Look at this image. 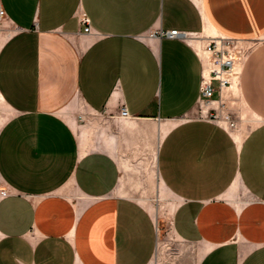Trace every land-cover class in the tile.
<instances>
[{"label": "crops", "instance_id": "0c3cea01", "mask_svg": "<svg viewBox=\"0 0 264 264\" xmlns=\"http://www.w3.org/2000/svg\"><path fill=\"white\" fill-rule=\"evenodd\" d=\"M0 7V264L153 262L157 214L120 184L123 138L138 123L163 133L156 167L177 202L173 231L194 250L184 264H264V0ZM157 30L260 40L234 87L257 118L249 133L197 118L195 44ZM79 101L96 117L81 129L65 119Z\"/></svg>", "mask_w": 264, "mask_h": 264}, {"label": "rangeland", "instance_id": "374dc122", "mask_svg": "<svg viewBox=\"0 0 264 264\" xmlns=\"http://www.w3.org/2000/svg\"><path fill=\"white\" fill-rule=\"evenodd\" d=\"M258 42L260 40L244 41L245 55H248ZM224 113L229 116L231 123L235 124V127L229 125L232 133L244 136L257 125V118L251 114L236 91L230 93ZM95 118L80 101L77 102L75 110L65 113V119L74 122L79 129L93 122ZM224 125L228 128L227 123ZM129 131L133 132V135L124 136L119 153L122 166L120 184L126 196L146 207L153 216L157 214L159 244L151 264H184L187 258L194 254V250L183 243L173 231L172 217L177 202L162 185L156 167V147L163 133L153 131V135L146 136L142 133L143 125L140 127L139 123Z\"/></svg>", "mask_w": 264, "mask_h": 264}, {"label": "built area", "instance_id": "2783aa9c", "mask_svg": "<svg viewBox=\"0 0 264 264\" xmlns=\"http://www.w3.org/2000/svg\"><path fill=\"white\" fill-rule=\"evenodd\" d=\"M4 16L5 12L0 7V21ZM78 18L84 27V34H96L85 12L79 11ZM151 35L160 38L185 39L189 43L195 44L202 62V82L197 118L214 123L229 131V125L235 127L229 116L224 115V109L227 107L230 93H233L234 85L239 86L240 72L237 70L247 57L244 53V41L223 36L207 38L179 31L157 30ZM120 117L123 119L130 118L125 107H122ZM223 122L227 123L228 128L224 126ZM8 196V190H0V198ZM157 231L159 232L158 227Z\"/></svg>", "mask_w": 264, "mask_h": 264}, {"label": "bare ground", "instance_id": "6f19581e", "mask_svg": "<svg viewBox=\"0 0 264 264\" xmlns=\"http://www.w3.org/2000/svg\"><path fill=\"white\" fill-rule=\"evenodd\" d=\"M240 68H241V67H239L237 71H240ZM235 86H236V85H234V87H235ZM233 91H234V88H233ZM225 123H226V122H223V124H225Z\"/></svg>", "mask_w": 264, "mask_h": 264}]
</instances>
